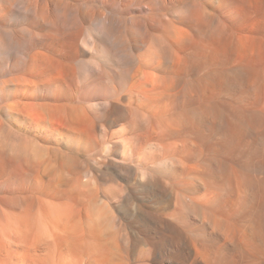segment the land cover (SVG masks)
Wrapping results in <instances>:
<instances>
[{
    "label": "bare ground",
    "instance_id": "bare-ground-1",
    "mask_svg": "<svg viewBox=\"0 0 264 264\" xmlns=\"http://www.w3.org/2000/svg\"><path fill=\"white\" fill-rule=\"evenodd\" d=\"M0 264H264V0H0Z\"/></svg>",
    "mask_w": 264,
    "mask_h": 264
},
{
    "label": "rangeland",
    "instance_id": "rangeland-1",
    "mask_svg": "<svg viewBox=\"0 0 264 264\" xmlns=\"http://www.w3.org/2000/svg\"><path fill=\"white\" fill-rule=\"evenodd\" d=\"M134 195L136 196L137 199H142V195L139 192H135Z\"/></svg>",
    "mask_w": 264,
    "mask_h": 264
}]
</instances>
